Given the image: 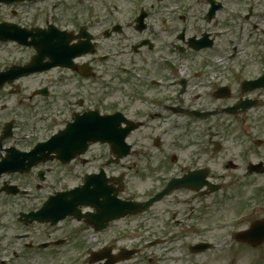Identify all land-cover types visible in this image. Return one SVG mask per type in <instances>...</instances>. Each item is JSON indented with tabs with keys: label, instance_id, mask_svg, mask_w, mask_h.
Instances as JSON below:
<instances>
[{
	"label": "flooded vegetation",
	"instance_id": "af4514ba",
	"mask_svg": "<svg viewBox=\"0 0 264 264\" xmlns=\"http://www.w3.org/2000/svg\"><path fill=\"white\" fill-rule=\"evenodd\" d=\"M189 1L180 0L172 7L165 0H0V25L30 32L54 26L70 36L69 54H79L67 68L54 67L13 85L6 84L0 91L9 89L13 93L22 80L64 71L77 81L79 89L75 94L69 85L59 95L63 105L59 112H53L56 118L61 116L65 125H73L85 116L111 117L120 133L134 128L125 138L131 147L129 155L117 159L107 144H96L103 149L99 168L83 174L77 185L63 188L57 185L61 181L56 178L49 180L47 175L52 170L47 166L62 165L57 161L40 164L28 174L1 175L0 196L7 199H21L19 196L27 194L26 187L32 185L36 191L46 188L47 192L34 197L33 202L1 203L0 218L9 217L25 227L41 229L13 236L24 242L18 251L8 244L0 246V264H91L93 258H98L97 264H134L139 253L146 250L167 254L187 251L192 263L200 255L194 254L199 246L214 245L206 237L215 232L214 222L209 221L217 210L218 195L224 193L229 179L245 180L252 176L247 173L251 165L264 164V156L258 153L264 148V133L255 130L261 118L258 113L264 109V0H193L192 8ZM66 6L71 24L58 28L61 23L69 24L60 12ZM168 14H178V26L166 20ZM157 16L164 17L159 23L169 32L167 47L153 31ZM122 43L133 44L127 48ZM131 55L139 58L142 69L132 67ZM125 57L130 59V67H117V61ZM235 59L241 60L238 66ZM0 67L4 70L9 65ZM110 69L124 76L120 88L113 84L116 73ZM106 71L114 77L110 78L111 85L105 78ZM59 84L63 85L62 80ZM41 90L48 95L45 87L33 90L32 95H43ZM250 104L253 105L245 109ZM254 110L256 113H251ZM221 116L242 126L243 131L225 139L223 132L222 136L218 132ZM45 117L47 112L40 120ZM12 135L1 140L0 131V157L12 147L28 150L36 142L27 137L26 145L20 148L18 143L25 138ZM256 140L263 141L260 147L255 146ZM227 144L232 151L226 148ZM93 146L83 157L65 165L68 180L75 168L93 163L86 158ZM221 166L225 173L218 175ZM102 170L109 179L108 185L118 192L117 199L126 203L145 202L171 182H181L179 188L163 198L166 204L160 213L153 212L155 204L142 214H127L109 223L75 217H67L56 225L31 221L30 215L40 211L55 194L72 191L83 184L86 176ZM129 173L139 180L136 183L149 181L155 189L145 198L124 196ZM198 186H202L198 191L191 189ZM214 186H220V190L211 192ZM56 201L51 200L50 208L57 209ZM258 204L263 209L264 205ZM248 208L241 204L237 212L247 215ZM79 210L81 215L95 212L87 207ZM259 220L264 219L254 220L233 234L232 240ZM68 223L76 229L69 231L63 226ZM83 234L82 243H72ZM43 259L45 263L40 262Z\"/></svg>",
	"mask_w": 264,
	"mask_h": 264
},
{
	"label": "rangeland",
	"instance_id": "374dc122",
	"mask_svg": "<svg viewBox=\"0 0 264 264\" xmlns=\"http://www.w3.org/2000/svg\"><path fill=\"white\" fill-rule=\"evenodd\" d=\"M180 0H165L172 7L177 5V2ZM192 8L195 3L193 0L189 1ZM164 5V2L161 3ZM69 6V5H68ZM68 6L64 7L63 14L66 17L64 18L65 22L69 24H59L58 28H64L62 26L70 25L71 17L67 14ZM196 7V6H195ZM197 9V8H196ZM73 12H69V14ZM75 14V12L73 13ZM178 14H168L166 20H171L178 26ZM73 16V15H72ZM196 17V11L191 13V18ZM164 17L157 16L154 17L155 22L153 24V31L156 36H158L159 41L165 44L167 47L168 39L166 38L169 35L166 29L163 28L160 20H164ZM192 19V20H193ZM174 28V27H171ZM98 30V29H97ZM95 30V31H97ZM170 31V30H169ZM130 33V31H129ZM171 35V34H170ZM159 42V43H160ZM127 48H129L130 44H125ZM159 46V44H158ZM33 52L29 49L22 48L17 46L16 44H0V66L4 67L10 64H19L23 62H27ZM131 60L134 61L133 68L140 70L143 67L139 63V58L135 55H131ZM237 66L241 62V60L235 59L233 61ZM117 67H130V59L129 58H121L117 61ZM1 68V67H0ZM100 67H97L99 69ZM96 69V70H97ZM111 71H114L110 69ZM111 71H106V80L110 82ZM116 74L115 82L113 84L116 86V89L121 87L123 80H125L124 76L119 71H114ZM105 73V72H104ZM39 76V77H38ZM59 80H62L63 85L59 84ZM111 85V82L109 83ZM69 85H72L73 92L77 93L78 83L75 79H71L66 72L62 71H53L43 75H35L34 77H30L28 79L22 80L20 82V88L11 93L9 89L5 91H0V123L2 124L6 120L15 119L14 130L16 137L23 136L26 139L23 141H19L18 145L20 148L26 145L27 137L37 141L46 140L51 134L57 133L61 131L65 127L64 118L60 116V118L53 117L52 120H49L48 117H45L46 120L41 121L40 117L42 114H52L55 116V113L60 111V106L63 105V102L59 98L61 93H63L67 88H70ZM47 88L48 95H32L33 90L38 88ZM55 94H57V99L54 98ZM19 101H21L19 103ZM30 104H36V108H29ZM2 106V107H1ZM257 110L252 111L251 113H256ZM261 113L262 121H258L257 123V131L260 133H264V109H260L259 113ZM59 114V113H58ZM221 120L218 123V132L222 136V132L224 134V138L229 139L234 137L238 132H242L243 128L240 125L229 122L227 116H221ZM61 120V122H60ZM248 127V125H246ZM249 128L250 125H249ZM254 131H251V133ZM219 137V138H223ZM264 138V136L262 137ZM32 140V142H33ZM32 142L30 145H32ZM227 149L232 151V147L229 144L226 145ZM262 156H264V148L258 151ZM103 154V149L100 146L94 145L86 158H90L93 160V163L86 166H79L75 168L73 171V175L68 180L66 178V172L68 170V166L59 165V164H50L47 168H50L51 174L49 173L47 176L50 181L52 178H56L57 181H61L57 185L61 187H70L71 185H77L80 183L82 179V175L85 173L97 172L99 168V159L100 155ZM226 159H231V157H227ZM74 166V165H73ZM55 172V173H54ZM225 173L223 167H219L217 169L216 174L220 175ZM244 173V172H243ZM109 174V173H107ZM237 177H240V174L233 173ZM132 174L129 173L127 179V189L125 191L124 196H128L130 194L137 195L139 198H145L151 194V191L155 189V187L149 181L136 183V181L132 178ZM24 179L19 178V181ZM27 180V179H26ZM17 181V180H15ZM33 181V179H31ZM239 182L240 184H238ZM27 194L24 196H19L21 199H7L4 196H0V208L2 207L1 203L7 202L9 205L11 203L20 204L22 202L34 201L33 198L37 196H44L47 192L46 188L41 191H36L34 186L26 187ZM224 193H220L218 195V205L217 210H215V214L210 219L209 223L216 219L227 220L233 219V217H237V210L240 208L241 204H246L247 206H258L257 203H261L264 205V174L263 175H252L249 178L241 181H236L235 178H231L227 181L226 186L224 187ZM164 202L158 203L157 207L153 212L160 213L163 210ZM8 208V206H6ZM258 206L257 210H251L249 214L245 215L244 220L240 221L238 224V218H234L235 221L234 226H227L223 229H216L213 234H208L206 237L208 241L213 242V249L207 252H204L198 256H196L195 261L191 260L194 264H264V244L258 249H249L240 244L234 243L232 241V236L239 230L245 229L248 225L257 219H264V206ZM248 213V212H246ZM249 219V221H247ZM64 227L68 228L69 231H73L76 229L73 223L64 224ZM40 227H25L15 221V219L9 217L0 218V246L4 247L5 244L11 245L14 247L15 251H18L22 245V241L14 240L15 235L24 234L25 232L36 233L40 230ZM85 234L75 238L74 241L78 243H82L85 240ZM10 247V246H9ZM11 251V248H10ZM151 250H146L144 252L139 253L138 258L134 264H192L190 263V257L187 251L175 254H167L165 251L157 250L156 253H150ZM40 262L45 263L44 259ZM16 264V263H14Z\"/></svg>",
	"mask_w": 264,
	"mask_h": 264
},
{
	"label": "water",
	"instance_id": "95a60500",
	"mask_svg": "<svg viewBox=\"0 0 264 264\" xmlns=\"http://www.w3.org/2000/svg\"><path fill=\"white\" fill-rule=\"evenodd\" d=\"M28 45L35 46L34 43L28 44ZM53 57L54 55L51 56V58ZM27 68L28 67H25L19 70L24 71ZM30 72L32 71L27 70L24 74H28ZM11 74L14 75L15 73H11ZM94 117L95 116L93 117L85 116L81 118L80 120L78 119L76 121L75 124L77 128L79 129V134H77L73 128H70L72 127L70 126L67 129H65L62 133H60L59 135L54 136L47 143L38 145L36 149L30 154L22 155L23 159L20 162H13L14 161L13 158L20 159L21 157L17 154H14V152H12L11 153L12 156L7 157L5 160H3L0 163V174L3 173L4 171L6 172H15V171L26 172L32 165L38 163L39 161L49 159L51 157L52 152L56 153V157L58 159L67 161L68 159L76 155L82 154L86 150L87 144L90 142L92 143L97 142V141L110 142V138L103 137V131H105L104 128H107L108 123L105 121V119L103 120L95 119ZM26 160L29 163L25 165V167L27 168H24L23 162ZM100 186L101 188L103 187V185H100ZM107 194L108 192L107 193L101 192L100 194L98 192V188L90 189V182L87 180L86 184L80 190L78 189L74 191L73 196L71 194L61 195V196H58L57 200H64V202L60 203V207H62V205L65 203V198L67 196H72L73 198L72 201L74 202V206L77 204H87V205H91L95 207L97 211L96 215L93 217L95 220L114 219L122 215L121 211L130 213V212H141L144 210V208L139 207L141 206L139 205L137 206L138 209L135 210V207H134L133 208L134 210L131 211L129 210L130 209L129 204H126L127 206H123L124 209L119 210V205H118L119 203H113V206H112V204L109 202V199H108L109 195ZM100 197L103 199L102 202L98 201ZM50 205L51 203H48L46 205L47 207L45 208V210L50 209ZM60 210L62 209H58L57 211L54 210L53 211L54 213H52V215H48L49 217H46V218H41V217L36 216V220H38L39 222L40 221H51L50 219H56L53 217H56L57 215H60L58 216V218L60 217L62 218L67 213L71 215L74 214V210H65L64 213H59L55 215L56 212H59ZM260 225H264V224L258 223V224L253 225L250 231L240 234L239 236H237L236 239L243 243H247L252 247H256L260 245L264 241V234H262L263 226H260ZM202 249H205V247Z\"/></svg>",
	"mask_w": 264,
	"mask_h": 264
}]
</instances>
